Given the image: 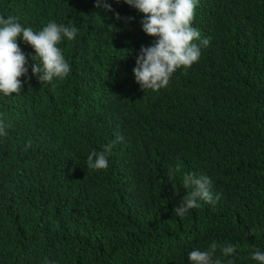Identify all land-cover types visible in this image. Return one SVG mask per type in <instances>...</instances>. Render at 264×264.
<instances>
[{"label": "trees", "instance_id": "trees-1", "mask_svg": "<svg viewBox=\"0 0 264 264\" xmlns=\"http://www.w3.org/2000/svg\"><path fill=\"white\" fill-rule=\"evenodd\" d=\"M108 3L114 11L96 0H0V15L34 31L51 20L79 29L57 45L71 70L55 86L32 74L34 49L17 40L28 74L20 94L0 93V264H191L188 253L213 241L236 245L227 258L217 248L222 264H259L264 0H198L191 26L210 43L158 91L133 74L155 40L145 14ZM118 136L109 167L87 169V155ZM176 163L208 175L220 199L176 216L187 192L181 173L168 178Z\"/></svg>", "mask_w": 264, "mask_h": 264}, {"label": "clouds", "instance_id": "clouds-1", "mask_svg": "<svg viewBox=\"0 0 264 264\" xmlns=\"http://www.w3.org/2000/svg\"><path fill=\"white\" fill-rule=\"evenodd\" d=\"M119 2V0H117ZM144 15L141 24L142 30L155 37L150 46H141L136 57L133 74L135 81L141 89L158 91L165 88L172 74L181 66L190 67L198 62L201 57L202 47L210 43V38H202L198 29L191 26L198 0H124ZM97 7L107 11H114L108 0H96ZM117 19H122L115 13ZM126 21L134 17L123 18ZM0 93L8 96L20 94L23 83L20 79L28 74V58L18 45V38L29 44L34 49L31 59L32 74L42 84L64 80L70 73L71 66L62 55V50L57 46L64 39L73 40L79 29L74 24L49 21L40 30L34 31L31 27L22 25L18 17L9 15L7 18L0 15ZM7 125L0 120V136H6ZM116 140L104 146V150L93 149L86 158V167L89 170H106L109 167L108 155ZM31 146L28 141L24 150ZM181 173V186L187 190L179 206L173 209L176 216L183 218L189 210L200 207V201L215 203L220 199V194H213V181L206 174L195 172H182L181 164L176 163L168 168V178L173 180ZM175 188L176 185L173 184ZM219 247L223 257L232 256L236 245L226 243L218 245L213 241L207 250L193 249L188 253L191 264H222L220 257L215 255ZM254 261L264 264V252L255 250L251 254ZM44 264H55L47 257ZM228 264H233L232 260Z\"/></svg>", "mask_w": 264, "mask_h": 264}]
</instances>
